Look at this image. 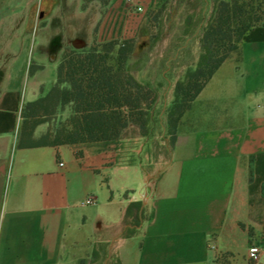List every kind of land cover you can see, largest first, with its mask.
<instances>
[{"label": "crops", "instance_id": "crops-1", "mask_svg": "<svg viewBox=\"0 0 264 264\" xmlns=\"http://www.w3.org/2000/svg\"><path fill=\"white\" fill-rule=\"evenodd\" d=\"M216 1H91L98 41L158 25L156 56L136 78L148 83L159 70L161 115L197 66ZM49 2L0 0V264H264V28L217 70L174 135L164 123L161 135L21 146L23 107L45 91L46 64L31 52L36 11ZM251 245L263 250L259 261Z\"/></svg>", "mask_w": 264, "mask_h": 264}, {"label": "trees", "instance_id": "trees-1", "mask_svg": "<svg viewBox=\"0 0 264 264\" xmlns=\"http://www.w3.org/2000/svg\"><path fill=\"white\" fill-rule=\"evenodd\" d=\"M264 28V0H217L201 38L197 66L189 69L175 87L170 125L191 108L217 70L233 55H240L245 37ZM134 40L111 41L89 50H73L57 68V81L40 99L26 106L20 129L21 146L35 147L119 140L137 129L148 136V123L157 94L141 83L129 66ZM69 107L72 115L60 134L64 140L35 142L36 128L44 122L28 121L40 110L44 116ZM137 134L136 132L133 134ZM264 192V189H263Z\"/></svg>", "mask_w": 264, "mask_h": 264}, {"label": "rangeland", "instance_id": "rangeland-1", "mask_svg": "<svg viewBox=\"0 0 264 264\" xmlns=\"http://www.w3.org/2000/svg\"><path fill=\"white\" fill-rule=\"evenodd\" d=\"M93 0H50L46 8L39 12L36 11V21L33 33V47L31 57L38 59L46 64L45 71L38 76L41 81L39 86V92L45 89L42 95L44 96L47 91L54 85L57 79V68L62 61L63 57L72 53L73 50H77L73 47V42L76 40L86 42L85 50H89L94 46H101L107 42H101L97 39V29L101 22V16L99 15L97 8L91 5ZM174 12L175 15L182 16L180 12ZM89 10V12H88ZM93 11V13H91ZM40 12H43V18L40 19ZM87 12V14H86ZM153 25V24H152ZM151 24L147 26L141 34L133 38L135 51L131 56V71L137 76V73L142 64L146 61L153 59L156 53L153 52V46L162 38H155L152 33L153 28H157L158 25ZM181 38H172L171 43H177ZM111 42V41H109ZM122 42V41H119ZM159 43V42H158ZM141 47V48H140ZM140 48V49H139ZM81 50V49H79ZM240 55H233L229 61L238 60ZM51 58L54 62H50ZM194 69V68H191ZM189 70V69H188ZM30 71L32 74L37 73V66H31ZM158 69H149L145 78L150 81L147 83L151 85L154 91L157 92L160 86L157 82L160 80ZM185 74L183 75L184 78ZM182 78V79H183ZM43 82H45L43 84ZM175 98L171 105L165 109V112L161 115L163 107L160 105L156 108L157 101L151 111V120L148 123L149 134H162V125L164 123L168 126V132L172 135L176 134L180 128H183L189 118L191 117V111H186L179 121L170 125L169 112L173 108ZM25 105L22 110L23 113L30 114L27 111ZM35 115L37 118L32 117L28 121V127L30 128L34 122H44L36 128L33 140L35 142L46 141L49 143L56 142L57 140H64V136L60 134L62 128L67 124L72 112L69 107L59 109L58 111L44 116V111L40 110ZM24 123V119L22 124ZM22 127V125H21ZM138 129V128H137ZM132 129L130 133L133 135L135 132L141 134L139 130ZM216 264H242L238 258L233 256H224L220 258Z\"/></svg>", "mask_w": 264, "mask_h": 264}, {"label": "built area", "instance_id": "built-area-1", "mask_svg": "<svg viewBox=\"0 0 264 264\" xmlns=\"http://www.w3.org/2000/svg\"><path fill=\"white\" fill-rule=\"evenodd\" d=\"M128 2V6H133L131 0H127ZM136 10L138 12H141L142 11V8L141 7H137ZM62 166V164H61ZM95 200L93 197H89L86 201V204L87 205H91V204H94ZM263 254V250L256 246V245H251L250 248H249V252H248V255H249V258L252 260V261H259L261 255Z\"/></svg>", "mask_w": 264, "mask_h": 264}, {"label": "water", "instance_id": "water-1", "mask_svg": "<svg viewBox=\"0 0 264 264\" xmlns=\"http://www.w3.org/2000/svg\"><path fill=\"white\" fill-rule=\"evenodd\" d=\"M41 18H43V14H41ZM73 47L75 49H84L86 47V43L84 41L76 40L73 42Z\"/></svg>", "mask_w": 264, "mask_h": 264}]
</instances>
